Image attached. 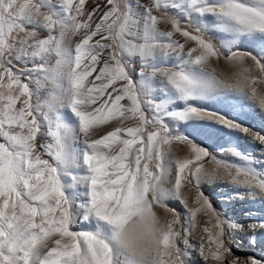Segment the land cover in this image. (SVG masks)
Returning a JSON list of instances; mask_svg holds the SVG:
<instances>
[{"label": "snow or ice", "instance_id": "1", "mask_svg": "<svg viewBox=\"0 0 264 264\" xmlns=\"http://www.w3.org/2000/svg\"><path fill=\"white\" fill-rule=\"evenodd\" d=\"M206 20L233 39L264 42V0H103L91 9L88 0H0V264H191L194 229L204 233L196 250L205 262L264 264L236 256L226 239L228 229L264 233V223L222 219L202 191L188 204L210 154L170 123L195 118L249 134L191 106L218 85L264 113V55L232 52L242 80L224 85L206 68L222 54L204 37ZM251 138L264 147L260 132ZM177 142L189 157L171 158ZM232 155L245 162L225 165L234 190L264 199V171ZM157 208L175 218L162 221Z\"/></svg>", "mask_w": 264, "mask_h": 264}, {"label": "rangeland", "instance_id": "2", "mask_svg": "<svg viewBox=\"0 0 264 264\" xmlns=\"http://www.w3.org/2000/svg\"><path fill=\"white\" fill-rule=\"evenodd\" d=\"M211 2V0H210ZM195 22V17H193V23ZM205 23H209V21H205ZM182 24L187 25L186 20H182ZM189 30H193L190 28ZM205 39L211 40L214 44H216L218 47H220L221 55L218 59L212 58L209 63L206 65V68L208 71L214 72L217 78L220 81L224 82V85L235 87L237 82L239 80H242V77L240 75L242 66L238 65L236 62L228 59V57L231 55L232 52H252L254 55H264V53H260L261 47H264V42H261L258 39H254L252 37L247 38H240L236 37L235 39L232 38L230 34L223 33L220 30L213 29L209 23L208 31L204 33ZM181 42L183 43V38L180 37ZM189 46H194L191 42H189L188 45H186V49ZM197 53H194V55ZM264 62V61H262ZM176 63L175 59L171 60H164L161 62L160 66L172 68L173 65ZM246 66H253L252 61L250 59H247L245 62ZM219 73H222L225 75V79L218 76ZM253 74H258L256 72H253ZM135 79H139L138 76L134 77ZM191 106L196 107L198 109H201L204 113H221V115H225L228 119L236 121V123H244L246 121L248 110H251L253 114H257V116L263 120L264 122V113L260 112L259 110H256L254 108L249 107V103L245 101L243 98L237 96L234 93L227 92L224 90L223 85H218L214 87L203 99H198L191 101ZM178 105L180 108H183L184 102L176 100L174 102V106ZM258 126L257 124H254ZM170 127L173 129L174 135H181L186 136L188 139L196 144H198L201 147H204L209 152V158H207L204 161V167H206V163H208L213 155L216 153L219 157L222 159H226L227 162L221 161L222 168L221 171L224 172V176L222 177L219 182H216L214 188L221 189L218 194L220 195L218 198H213V193L211 192V188L209 186H203L201 185L200 189H196L195 187V193L197 194L198 191H202L204 196L207 197L213 204V207L221 213V218L228 221L232 224H235V219H233L232 215L224 214L221 212L219 207L224 206L227 204L229 206L234 191V184L233 182H229V168L225 165H237V164H244L245 162L238 159L237 157L233 156V152H238V145L235 144L234 139L232 138V135L234 134L233 130H230L226 127H224L221 124H217L215 122H210L208 120H200V119H192L187 122H171ZM227 135V136H226ZM229 136V137H228ZM229 141H232L229 142ZM212 143L215 147L217 145L221 144L223 146V153L220 152L217 153L211 149ZM181 146L182 149L188 152V155L186 157H189L191 155L189 151V145L185 143H174L171 146V153L174 149H176V146ZM172 158V157H171ZM240 160V162L238 161ZM250 165H255L252 159H249L247 162ZM234 168L232 169V171ZM171 184H167V186H170ZM189 186V185H188ZM187 186V187H188ZM229 187V188H228ZM224 188H228L227 190H224ZM187 193V189H186ZM188 194V193H187ZM191 195L188 194L187 197ZM237 202V201H234ZM246 202L249 203L250 211L255 210L257 206L264 208V200H262L261 197L257 195H253L250 198L246 199ZM190 205V204H189ZM173 205L171 204V201L168 203L169 208H173ZM181 206L180 204L177 205V210H180L178 207ZM195 206V205H194ZM191 207V205H190ZM233 208V207H232ZM231 208V209H232ZM157 214L160 216L163 215L165 209L157 208L156 209ZM181 211V210H180ZM226 212H229L228 210H225ZM224 211V212H225ZM204 213H198V216H202ZM182 217H184L181 214ZM254 222L252 224H260L264 223V217L262 215L256 216L254 218ZM201 223V222H200ZM208 224V223H207ZM201 227L204 226V224H200ZM74 230H86L83 229L80 225L75 226ZM194 234L197 236L204 235V233L200 232L194 229ZM231 233V229L227 230ZM250 235L254 238L255 243H258L260 247H262V250H260V253H254L250 250L248 252H244L241 250V246L237 244L235 240H233L230 236H226V239L229 241L230 246L233 249V252L236 256H240V254H247L248 257L250 256H256L264 257V233H262L259 229H257L254 233L250 231ZM190 241V240H189ZM256 249V247H254ZM194 253V252H193ZM193 255V254H192Z\"/></svg>", "mask_w": 264, "mask_h": 264}, {"label": "bare ground", "instance_id": "3", "mask_svg": "<svg viewBox=\"0 0 264 264\" xmlns=\"http://www.w3.org/2000/svg\"><path fill=\"white\" fill-rule=\"evenodd\" d=\"M95 2L103 3V0H88V8L91 9L92 7H94ZM141 3L150 5L151 0H141ZM160 27L162 30H165V31L170 30L167 25L161 24ZM176 38L180 40L179 36H177ZM134 66L137 68V71H138L139 65L136 64ZM218 76L225 79V75L222 73H219ZM242 124H243L242 127L249 128L250 130L249 134H244L243 132L233 130L234 132V134L232 135V138L234 139L233 142H235V144L238 145V152H240L242 155H247L250 159L253 160L255 165L248 164L249 166L254 167L257 171H264V147L260 146L259 141H253L251 138L252 135L257 132H260L262 135H264V131H261L262 129H264V122L262 119H260L257 116V114L255 115L252 113L251 110H248L246 121ZM254 124H257L258 126ZM100 134H103V133L101 132ZM229 142L232 143V141H229ZM210 144H211V149L213 151L219 154L220 152L223 153L222 152L223 146L221 144L217 145V147H215L212 143ZM186 155H188V152L182 149V147L179 145L176 146V149H174L171 153V157L173 160L186 158ZM213 157H215L217 161L227 162L226 159H222L216 153L213 155ZM238 161L240 162V160ZM221 168H222V164L218 165L212 159L208 163H206V167H204L206 174L201 179V185L209 186L212 189L211 192L213 193V198H218L220 196L218 192L221 189L218 188L215 190L214 186L216 182H219L221 180L222 177H225L223 174L224 172L221 171ZM174 179H175V169H173L172 175L168 178L167 184L169 185L171 183H174ZM228 181L232 183L231 176H229ZM228 188H224V190H227ZM232 190L234 192L231 193V195H233L234 197H232L231 198L232 200L229 201L230 202L229 206L225 204L224 206L219 207V209L224 214L232 215L233 219H235V224H243L247 226V225L252 224V222L256 220L254 219L256 218V216L262 215L264 217V208L257 206L255 210L250 211L249 203L246 202V199L250 198L254 194H252L251 192L247 190H244L243 188H241L239 191H236L234 189ZM195 192H196L195 188L191 184H189V186L187 187V193L188 194L191 193V195L188 197V204H190L191 207H194L193 200L195 199V196L197 195ZM256 195L261 197V195L259 194H256ZM234 201H237V202H234ZM171 204L173 205L172 206L173 208L177 207L178 205V203H176L175 201H171ZM178 208L181 211L175 208L176 212H179L180 214L184 216L185 223H186L187 213L184 211L182 206H179ZM225 210H228L229 212H226ZM174 218H175V213L166 211V210L161 216L162 221L166 219H174ZM197 220L199 222V225L200 224L206 225L208 223V217L205 214H203L202 216L197 215ZM226 221H228V219H226ZM194 232L195 231L193 230V234L190 237V241H189V244L191 246L189 249V256H188L189 261L191 262V264H213V262L211 261L205 262L202 259V257H200L198 251L196 250V246L199 242V236L194 234ZM231 238L235 240L237 244H239V246H241V250L244 252H248L250 250L251 252H254V253H260V250H262V247H260L258 243H255L254 238L250 235V231L242 232V231H239L238 229L233 230L231 231ZM251 241H254V243ZM254 247H256V249ZM239 257L243 259V258L248 257V255L240 254Z\"/></svg>", "mask_w": 264, "mask_h": 264}]
</instances>
